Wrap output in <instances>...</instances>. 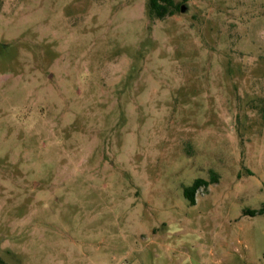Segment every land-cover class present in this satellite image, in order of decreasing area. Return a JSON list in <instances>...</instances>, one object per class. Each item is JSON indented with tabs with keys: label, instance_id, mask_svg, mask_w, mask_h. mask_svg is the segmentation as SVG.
<instances>
[{
	"label": "rangeland",
	"instance_id": "rangeland-1",
	"mask_svg": "<svg viewBox=\"0 0 264 264\" xmlns=\"http://www.w3.org/2000/svg\"><path fill=\"white\" fill-rule=\"evenodd\" d=\"M175 2L0 0V264H264V0Z\"/></svg>",
	"mask_w": 264,
	"mask_h": 264
},
{
	"label": "trees",
	"instance_id": "trees-1",
	"mask_svg": "<svg viewBox=\"0 0 264 264\" xmlns=\"http://www.w3.org/2000/svg\"><path fill=\"white\" fill-rule=\"evenodd\" d=\"M179 8L180 4L176 3L175 0H148L149 13L155 18L163 19L166 16L173 15ZM213 181H217V178L214 177L212 181L198 178L192 185L185 187V196L190 200L192 205L196 203V191L202 186H208ZM263 211L264 210H260L259 212ZM256 213H258L257 210H248V214L255 215Z\"/></svg>",
	"mask_w": 264,
	"mask_h": 264
},
{
	"label": "water",
	"instance_id": "water-1",
	"mask_svg": "<svg viewBox=\"0 0 264 264\" xmlns=\"http://www.w3.org/2000/svg\"><path fill=\"white\" fill-rule=\"evenodd\" d=\"M181 10H182V11H185V8H184V6H182Z\"/></svg>",
	"mask_w": 264,
	"mask_h": 264
},
{
	"label": "built area",
	"instance_id": "built-area-1",
	"mask_svg": "<svg viewBox=\"0 0 264 264\" xmlns=\"http://www.w3.org/2000/svg\"><path fill=\"white\" fill-rule=\"evenodd\" d=\"M123 264V263H122Z\"/></svg>",
	"mask_w": 264,
	"mask_h": 264
}]
</instances>
